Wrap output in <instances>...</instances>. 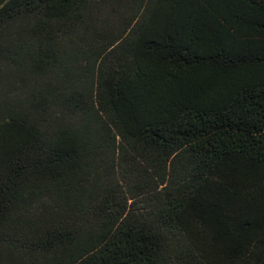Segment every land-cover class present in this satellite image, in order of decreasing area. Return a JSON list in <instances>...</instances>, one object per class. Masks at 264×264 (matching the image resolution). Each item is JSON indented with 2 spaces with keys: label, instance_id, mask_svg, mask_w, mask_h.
Wrapping results in <instances>:
<instances>
[{
  "label": "trees",
  "instance_id": "16d2710c",
  "mask_svg": "<svg viewBox=\"0 0 264 264\" xmlns=\"http://www.w3.org/2000/svg\"><path fill=\"white\" fill-rule=\"evenodd\" d=\"M0 264H264V0H0Z\"/></svg>",
  "mask_w": 264,
  "mask_h": 264
}]
</instances>
